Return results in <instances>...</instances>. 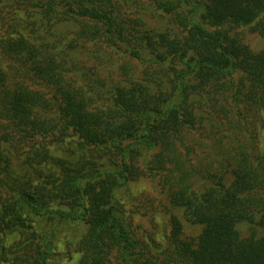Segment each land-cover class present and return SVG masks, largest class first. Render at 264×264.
I'll list each match as a JSON object with an SVG mask.
<instances>
[{"label": "trees", "instance_id": "obj_1", "mask_svg": "<svg viewBox=\"0 0 264 264\" xmlns=\"http://www.w3.org/2000/svg\"><path fill=\"white\" fill-rule=\"evenodd\" d=\"M62 24L75 29L53 38ZM242 27L264 38V0H0V143L27 145L16 172L0 152V260L57 264L64 240L81 264H264V161L240 143L211 169L189 156L195 104L264 110V45L250 49L232 33ZM78 53L109 61L107 78L90 79ZM162 171L200 231L183 236L172 214L157 261L116 192ZM5 230L20 239L6 247Z\"/></svg>", "mask_w": 264, "mask_h": 264}, {"label": "rangeland", "instance_id": "obj_2", "mask_svg": "<svg viewBox=\"0 0 264 264\" xmlns=\"http://www.w3.org/2000/svg\"><path fill=\"white\" fill-rule=\"evenodd\" d=\"M142 16V15H141ZM145 24L159 31H168L170 25L166 19L155 20L142 16ZM14 25L12 26L13 29ZM11 29V28H10ZM72 24L56 25L51 28V36L57 38L65 32L74 30ZM235 32L241 41L252 50H258L264 45V38L251 32L247 27L236 28ZM78 65L81 71L92 79V72L106 77L113 68L109 61L97 66L93 59L86 58L82 53L77 54ZM98 67V68H97ZM221 103V104H220ZM230 105L219 102L211 111L200 104H195V112L201 115L199 127L193 131L188 139L190 144V158L194 167L200 169L218 166L221 158L233 152L237 143L245 146L254 162L264 161V110L256 106L245 105L238 115ZM69 137L68 139H74ZM2 144L0 152L8 157L13 171H18L19 163L27 155V145L22 143ZM220 166V165H219ZM171 173L169 171L157 172L153 177L140 176L120 187L116 196L120 200L124 218L128 221L131 232L138 240L140 249L144 254H151L157 261H162L171 251L170 248V216L175 214L183 224V236H196L200 226L186 221L181 211L175 209L169 202L172 190L169 184ZM2 195V189L0 188ZM241 236L251 232L249 224L245 221L236 224ZM21 233L17 230H5L3 244L8 247L17 242ZM59 255L55 257L57 264H81L80 253L75 246L67 245L64 240L57 242ZM176 264L181 262L175 261ZM0 264H9L0 260Z\"/></svg>", "mask_w": 264, "mask_h": 264}]
</instances>
